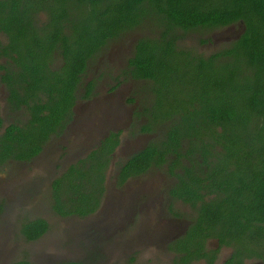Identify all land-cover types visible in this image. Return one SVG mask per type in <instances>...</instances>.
<instances>
[{
	"label": "trees",
	"instance_id": "obj_1",
	"mask_svg": "<svg viewBox=\"0 0 264 264\" xmlns=\"http://www.w3.org/2000/svg\"><path fill=\"white\" fill-rule=\"evenodd\" d=\"M235 24L234 37L203 50L212 32ZM124 40L130 49L109 91L141 83L144 93L127 99L130 132L150 139L114 162L111 178L122 185L153 168L176 178L169 193L196 211L194 233L264 259V0H0V70L18 84L12 110L29 112L0 134V168L34 160L74 123L77 100L96 94L91 64ZM120 134L110 131L51 179L55 214L98 210ZM15 224L24 242L49 229L39 216Z\"/></svg>",
	"mask_w": 264,
	"mask_h": 264
},
{
	"label": "rangeland",
	"instance_id": "obj_2",
	"mask_svg": "<svg viewBox=\"0 0 264 264\" xmlns=\"http://www.w3.org/2000/svg\"><path fill=\"white\" fill-rule=\"evenodd\" d=\"M239 29V25L235 24L212 32L210 37L213 41L203 46V50L209 53L216 48V44L234 37ZM139 34V31H135L126 37L133 40ZM124 43L126 40L110 45L109 51L91 64L86 79L93 78L97 82L96 94L88 100H77L74 123L62 136L49 143L48 152L30 162H12L0 168V202L4 200V209L0 214V264H7L10 258L21 256L30 259L33 264L74 259L86 260L87 264H108V259L114 254L127 261L132 253L131 247L135 252L140 251V243H135L138 241L136 235L139 236L137 217L130 215L138 213L140 206L147 208L142 203L148 201L150 194L156 202L159 201V186L156 188L157 184L154 183L159 179V173L153 168L142 177L133 178L122 185H116L111 178L116 171L113 163L125 159L130 151L145 146L150 139V135L130 132L134 104L127 99L133 95L137 98L144 93L141 83L129 80L115 91H109V87L115 84L112 77L122 69L130 49ZM118 130H121L120 144L108 168L107 191L101 206L87 217L55 214L50 207L49 193V183L55 169L58 172L62 164L68 162L69 165L78 154L88 152L110 131ZM176 206L182 209L178 203ZM111 209L112 213L116 210L117 213L112 214L109 212ZM26 216L42 217L49 224L45 234L35 241L24 242L15 235V220Z\"/></svg>",
	"mask_w": 264,
	"mask_h": 264
},
{
	"label": "flooded vegetation",
	"instance_id": "obj_3",
	"mask_svg": "<svg viewBox=\"0 0 264 264\" xmlns=\"http://www.w3.org/2000/svg\"><path fill=\"white\" fill-rule=\"evenodd\" d=\"M1 60L4 61V59ZM56 67L58 66L56 65ZM4 74V70H0V117L3 119L0 134L4 131L5 126L14 122L16 116L21 119L29 117V112L22 114V110H12L10 104L16 102V100L13 99L11 93L12 90L18 88V84L17 81H12L11 83L4 81ZM22 108L24 109V107ZM66 131L67 129L63 133ZM62 135L51 134L52 137L35 159L43 157L48 152L49 143ZM142 147L135 148L133 151ZM62 149L64 150L63 147ZM133 151H130L129 154ZM84 154L83 152L78 154V156L82 157ZM21 163L26 162L21 161ZM66 166H68V162L62 164L61 169H64ZM56 167L57 165L54 166V168ZM56 171L57 169L53 172L52 178L59 172V170L58 172ZM158 173L159 179L154 183L157 184L156 188L159 186L157 191L161 194L158 197L159 201L156 202L150 197L151 194L148 190L150 194L149 199L144 204L142 203V206L147 205V208L140 206L138 213L130 215L137 217L136 229L139 236L136 235L138 243H135H140V251L135 252V249L131 247L130 252L132 253L127 261L124 262V259L114 254L108 259V264H264V259H261L257 255L250 256L245 249H236L233 245L211 238L208 234L201 233V235H198V233H194L193 231L199 228L196 223H193L192 218L196 215V211L189 204L172 197L169 193V190L173 186L174 188L176 187L178 180L174 177H166L162 171H158ZM143 174L127 177L125 182L133 178L142 177ZM113 180L117 185V179L114 178ZM177 203L181 207L182 204L185 205L182 209H179L176 206ZM112 211L113 209L109 210L111 213ZM116 213L117 210L112 214ZM100 263H104V261Z\"/></svg>",
	"mask_w": 264,
	"mask_h": 264
}]
</instances>
